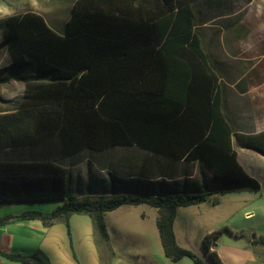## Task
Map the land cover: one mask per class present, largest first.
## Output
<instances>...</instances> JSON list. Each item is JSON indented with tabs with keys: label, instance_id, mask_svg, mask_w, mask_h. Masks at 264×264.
I'll use <instances>...</instances> for the list:
<instances>
[{
	"label": "trees",
	"instance_id": "obj_1",
	"mask_svg": "<svg viewBox=\"0 0 264 264\" xmlns=\"http://www.w3.org/2000/svg\"><path fill=\"white\" fill-rule=\"evenodd\" d=\"M196 3L74 0L62 33L36 11L0 18V48L8 56L0 83L24 85L11 107L0 110V205L59 202L50 212L25 209L0 217V225L38 219L46 226L61 218L68 226L71 213H87L98 242L108 246L104 213L145 202L158 210L165 256L202 262L177 243L173 223L179 206L199 203L212 192L77 196L67 187L63 163L68 159L62 160L85 148L135 143L172 160H198L221 195L259 190V180L239 163L235 147L264 155V131L236 132L226 111L225 83L202 44ZM210 201L215 205L219 198ZM223 231L231 233L223 226L203 236L212 264H225L211 248ZM250 243L264 245V235ZM0 257L50 264L41 249L0 251Z\"/></svg>",
	"mask_w": 264,
	"mask_h": 264
},
{
	"label": "rangeland",
	"instance_id": "obj_2",
	"mask_svg": "<svg viewBox=\"0 0 264 264\" xmlns=\"http://www.w3.org/2000/svg\"><path fill=\"white\" fill-rule=\"evenodd\" d=\"M73 2L0 0V18L27 10L36 11L54 31L62 33V25L69 17ZM194 8L198 11L203 34L218 37V43L210 46V49L219 75L233 83L232 87L225 89L230 98L235 127L252 134L264 131V0H197ZM7 63V53L0 48V68ZM23 88V83L19 81L0 83V110L11 107L10 101L20 96ZM236 149L244 154L241 158L249 169L246 171L259 180V190L241 189L232 195L222 196L219 207L206 208L205 212L202 207L201 214L189 228L182 218L177 219L180 241L202 258L204 264L208 263L203 236L223 226L233 231L232 234L223 231L216 240V249L226 264H264V245L250 243L252 235L254 238L264 235V155L253 148L242 149L236 146ZM86 180L94 183L89 175ZM54 204L39 202L31 206L45 209ZM150 208L123 209L127 210L124 215L128 223L123 227H120V220L116 222L115 218L110 219L114 227H109V233L119 253L125 254L128 249L137 248L138 244L144 248L149 247L151 254L159 252L157 229L148 224L152 218V213L148 211ZM141 209H146L149 220L142 221L138 216ZM234 232L241 235L237 236ZM133 235L137 237L135 241Z\"/></svg>",
	"mask_w": 264,
	"mask_h": 264
},
{
	"label": "crops",
	"instance_id": "obj_3",
	"mask_svg": "<svg viewBox=\"0 0 264 264\" xmlns=\"http://www.w3.org/2000/svg\"><path fill=\"white\" fill-rule=\"evenodd\" d=\"M200 33L205 50L213 57L210 46L218 43V37L205 36L201 30ZM221 79L225 83V88L232 87L233 83H229L222 76ZM225 95L226 111L232 119L227 89H225ZM232 121L235 126L233 119ZM235 130L241 134L253 133L242 131L236 127ZM235 150L239 163L245 170H249L241 158V155L243 156L244 154H240L236 147ZM63 159H72L63 164L69 170L67 187L70 192L77 196L123 192L151 196H163L181 192H212L213 194L208 193L209 196L199 203L177 208L173 229L177 243L183 247L186 245L180 241L177 232L178 218H182L184 224H187V228H189L193 220L201 214L202 207L204 212L207 211L206 208L215 209L222 204V196L232 195L231 193L240 191H231L221 195L217 192L219 186L213 179L212 173L200 164L198 160H172L167 156L141 148L135 143L116 144L101 150L85 148L77 153L63 157ZM254 159L258 160V158ZM245 162H247V158ZM88 175L92 177L95 184L90 180H86ZM212 179L214 182H212ZM215 196L219 198V202L214 205L210 200ZM54 203V206L45 209L31 206L32 203H7L0 205V217L16 214L25 209L50 212L59 204V202ZM137 207L152 208V210L151 208L148 210L152 213L151 222H148V224L151 227L154 225L157 229L156 221L159 215L157 208L145 202L123 204L104 213L109 236L108 246L98 242V235L89 214L73 212L68 216V226L61 218L46 226L38 219L9 220L1 224L0 251L29 254L36 249H41L48 256L50 264H204L202 258L201 263H195L189 256H183L177 261H172L165 256L160 243L158 229L156 238L159 252L151 254L149 247L144 248L138 244L137 248L128 249L125 254L119 253L115 249L113 237L109 233V227H114L110 219L115 218L116 222L120 220V227H123L122 225L128 224L126 221L127 217L124 215L127 210L123 209H137ZM145 210L141 209L138 215L142 221L149 220ZM117 228L118 226H116ZM234 234H237V236L241 235L238 232H234ZM132 238L134 241L137 239L134 235ZM211 248L217 251L216 242ZM206 258L207 263L212 264L208 253ZM221 259L223 258L221 257ZM0 264L23 263L0 257Z\"/></svg>",
	"mask_w": 264,
	"mask_h": 264
},
{
	"label": "water",
	"instance_id": "obj_4",
	"mask_svg": "<svg viewBox=\"0 0 264 264\" xmlns=\"http://www.w3.org/2000/svg\"><path fill=\"white\" fill-rule=\"evenodd\" d=\"M209 196V194H206V197H208ZM254 238V235H252V239Z\"/></svg>",
	"mask_w": 264,
	"mask_h": 264
}]
</instances>
